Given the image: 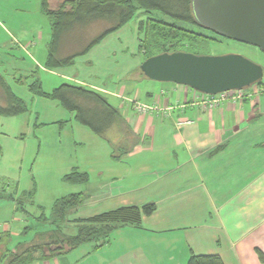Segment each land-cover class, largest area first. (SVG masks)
<instances>
[{"label": "crops", "instance_id": "crops-1", "mask_svg": "<svg viewBox=\"0 0 264 264\" xmlns=\"http://www.w3.org/2000/svg\"><path fill=\"white\" fill-rule=\"evenodd\" d=\"M49 2L51 6L53 0ZM147 18L141 13L134 31L132 27L128 30L127 23L78 57L72 66L46 68L48 45L46 57L38 62L55 78L67 79L65 83L103 94L133 131L135 143L130 152L119 159L113 157L110 140L118 142L121 138L116 124L112 126L117 130L115 136H100L79 123L76 114L59 101L37 100L29 90L25 97L17 95L32 105L38 101L43 109L30 105L36 118L32 119L31 113L27 130L18 120L0 115V134H5L7 140L0 139V162L7 146L14 152L31 147L24 132L38 138L47 129L45 126L55 127L53 140L61 154L54 166L57 173L63 180L74 169L89 176L84 184L68 182L69 194L83 193L87 198L90 215L79 218L125 205L157 203V209L143 217L141 227L122 226L109 243L99 248L93 244L81 246L33 264H187L192 254L219 255L225 264H264L258 255V250L264 253V79L249 87V96L242 101L229 100L204 109L192 104L194 90L188 86L142 78L134 72L145 56L138 58L134 48L135 60L127 61L125 53L130 50L131 38L142 52L139 23ZM4 27L0 26L3 33L20 43L13 31L5 24ZM30 42L23 46L27 48L33 43ZM35 46L36 43L31 48ZM38 68L32 64L13 69L23 71L20 78H27ZM18 79L19 76L15 80ZM31 79L28 83L34 81ZM135 100L169 109L141 114L134 108ZM30 106L28 103L29 109ZM9 123L17 124L11 135L6 132L12 126ZM41 139L30 161L29 184L34 182L33 185L22 186L18 180L14 194L0 193V232L12 234V226L21 220L19 211L27 213L23 202L33 204L38 194V176L46 175V168L37 164ZM13 167L0 164L3 172ZM32 190L33 198L27 199L25 193ZM19 192L20 196H13ZM39 208L41 216L46 210L43 204ZM20 214L24 219L25 214Z\"/></svg>", "mask_w": 264, "mask_h": 264}, {"label": "trees", "instance_id": "trees-1", "mask_svg": "<svg viewBox=\"0 0 264 264\" xmlns=\"http://www.w3.org/2000/svg\"><path fill=\"white\" fill-rule=\"evenodd\" d=\"M41 9L51 20L52 33L45 62V67L51 70L72 66L78 57L87 54L106 36L125 26L139 16V13L148 16L139 23V33L144 35L140 42L144 60L163 52L185 51V46L194 36L216 40L214 37L196 32L189 26V24H197L210 30L196 22L191 0H62L54 8L50 6L49 0H41ZM179 21L185 23L179 24ZM97 22H106L108 26L93 37L87 38L88 32L87 34L84 32V35L81 33V28ZM79 32L85 40L79 37L83 42L80 48L75 50L73 46L77 40L76 33L79 35ZM68 48L73 51L61 57L60 50L64 51ZM136 72L145 76L140 67L134 73ZM30 78L35 79L28 83L29 77L19 78L17 82L27 85L28 90L35 97L59 101L66 110L76 114L79 123L89 127L94 133L106 136L107 131L117 124L121 138L118 142L110 140L115 159L132 150L135 138L131 127L103 94L73 83H63L52 91H46L38 71ZM261 83L262 81L257 84ZM28 110V103L13 92L5 76L0 73V115H19ZM88 179V173L77 169L64 176L66 182L73 184H84ZM25 195L27 199H32L34 190L26 192ZM84 202L83 193H72L57 199L52 206L50 217L45 219L44 213L38 217L40 221L50 223L51 229L38 233V241L29 244L20 243L15 251L8 248L10 233L0 232V264H33L37 260H49L69 253L88 243L99 248L109 243L112 234L120 227L126 225L141 227L143 217L151 215L157 209V203L149 202L142 206H120L87 218H70L80 210ZM48 218H51L50 222ZM62 222L74 223L76 231L65 232ZM258 255L264 262V253L258 250ZM187 264L225 263L219 255L192 254Z\"/></svg>", "mask_w": 264, "mask_h": 264}, {"label": "rangeland", "instance_id": "rangeland-1", "mask_svg": "<svg viewBox=\"0 0 264 264\" xmlns=\"http://www.w3.org/2000/svg\"><path fill=\"white\" fill-rule=\"evenodd\" d=\"M60 1L62 0H53L51 7H56ZM140 15L141 13H139V16ZM139 16H136L128 23V30L132 27L134 31ZM184 23V21H179V24ZM4 24L6 28L8 27L13 31L16 36V41H20V43L15 42L13 38H10L5 35L0 28V73L3 74L5 78L11 83V86L16 92V94L21 97H25V91L28 92L27 85H22L17 82V80H15L16 77L19 76L20 78L24 74L23 71L19 72L17 69L14 70L13 68L20 69L21 66L31 67L32 64L38 65V76L43 81V87L47 91H51L54 87H57L62 83L68 81L67 79H61L60 77L55 78L49 72L43 70L38 63L42 62V60L46 57V47L51 37V20L46 14L42 12L41 0H0V26L4 27ZM105 26H108V23L97 22L87 26L86 28H81V33L84 35V32H86V34L88 32L87 38L93 37L97 33H100V31H102ZM189 26L193 28L196 32L202 33L209 37H214L216 38V40H208L204 39L203 37L194 36L192 38V41L188 42L185 46V51L193 52L200 55H221L228 53H238L262 65L264 68V53L259 48L242 42L234 41L219 35H215L212 31L207 30L197 24H189ZM79 37L80 39L82 38V40H85L84 37L80 36V32L79 35L78 33H76L77 40L75 41L73 46V49L75 50L80 48V45L83 42L79 39ZM140 37L143 38L144 35H140ZM28 41H31L33 43L31 45H28L26 48L23 45H27ZM34 43H36V46L34 49H32L31 46ZM128 47H130V50L128 49L126 53L124 52L127 55V61H129L130 58L131 61L135 60V58L132 56L133 51L131 50L134 48L136 50L138 58L144 56L143 52L140 53L138 51L139 46L135 44L132 38L128 41ZM29 48H31L30 52L28 51ZM73 49L68 48L64 51L60 50L59 55L61 57L68 55V53H71ZM132 73L133 71L127 77H130ZM137 73L139 72H136L135 74ZM142 78L146 79L145 76H143ZM29 79L31 78L29 77ZM32 80L33 79H31L30 81ZM139 86L142 87L143 85ZM37 100L49 101V99L41 97H38ZM136 101L137 100H135L134 103ZM27 102L29 103V106L32 105V102ZM35 103L36 104L32 105L33 109H43V106L41 104H38V101ZM34 113L35 110L32 112L30 106V109L26 113L13 116H1L2 118L10 117V120H18V124L21 125L25 130H27L28 119L30 117L32 119L36 118V115ZM69 114L71 115L72 113ZM10 125H12L11 128L6 129V132L9 133V135H11L10 133H13L14 130L17 128V126H15L17 124L13 125L12 123H9V126ZM2 126L7 125L2 124ZM45 127L47 129L42 131L41 134H38V138L30 137L27 132H24V136L27 137V143L30 144L31 147L29 149H26L25 151H23L21 148L20 150L14 152V150L10 146H7V151L5 150V157H3L0 162V164L4 163L14 166L12 169H6V172H3L4 170L0 168V193L6 195L14 194L15 185L18 184V180L21 182L22 186L33 185L34 182L32 184H29V167L31 166L30 161L32 160V157L35 156V154L37 153L38 144L40 142L39 137L43 138L41 139L42 148L38 156L37 164H42L44 168H46V175L44 178H40L38 176V184L36 188V190H38V194H36L35 196L34 203L31 204L29 201L23 202V206H26L27 213L25 214L23 211L19 212L25 214V218L23 219V216L19 213L18 215H20L21 220L15 222L12 226L13 232L12 234H10L11 240L8 244V248L12 249L13 251L16 250L13 249V247L18 242H21L23 244H29L38 241V233L46 232L51 229L52 225L50 223H48L47 221L38 220L37 216L41 214L39 206L43 204V206L45 207L44 209L46 211L44 210V215L46 219L47 217L51 216V210L54 201L59 197L69 194V186L71 185L68 184V182H65L63 178H61V176L57 173L56 167H54L57 161L60 159L61 155L57 144L53 140V135L56 132V129L52 125H48ZM116 131L117 130H115V127H112L111 130L107 131L106 134L109 137H112L117 134ZM9 137L11 138V136ZM0 139L2 141L6 140L5 134H0ZM22 158H25V160H23ZM20 166L22 167L21 171L19 169ZM13 196H20V192L19 194ZM7 200L9 199L7 198ZM88 209L89 207L87 204V198L85 197L84 205L80 208V214H77L76 212L71 215L70 218L74 219L79 218L80 216L86 217L90 215ZM48 221L50 222L51 218H48ZM61 224L65 232L74 233L76 231V228H74V223L72 222H62ZM90 244L92 243H88L87 245L83 246H90Z\"/></svg>", "mask_w": 264, "mask_h": 264}, {"label": "water", "instance_id": "water-1", "mask_svg": "<svg viewBox=\"0 0 264 264\" xmlns=\"http://www.w3.org/2000/svg\"><path fill=\"white\" fill-rule=\"evenodd\" d=\"M191 5L200 25L264 53V0H191ZM140 69L150 80L207 94L246 89L264 78L262 65L238 53L163 52L146 58Z\"/></svg>", "mask_w": 264, "mask_h": 264}, {"label": "built area", "instance_id": "built-area-1", "mask_svg": "<svg viewBox=\"0 0 264 264\" xmlns=\"http://www.w3.org/2000/svg\"><path fill=\"white\" fill-rule=\"evenodd\" d=\"M247 96H249L248 88L239 89V90H229L217 94H207L194 90V97L192 100V104H196L204 109H211L220 106L225 101H229V100L242 101ZM134 108L138 113L141 114H146L148 112H153V111L163 112L169 109L167 107L163 108L158 104H149L138 100L134 103Z\"/></svg>", "mask_w": 264, "mask_h": 264}]
</instances>
